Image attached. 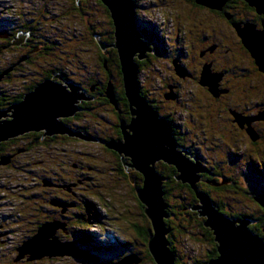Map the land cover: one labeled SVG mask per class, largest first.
I'll return each mask as SVG.
<instances>
[{
  "label": "rangeland",
  "instance_id": "374dc122",
  "mask_svg": "<svg viewBox=\"0 0 264 264\" xmlns=\"http://www.w3.org/2000/svg\"><path fill=\"white\" fill-rule=\"evenodd\" d=\"M159 1L143 0L142 2L145 4L144 2L158 3ZM72 6V0H0V30L8 28L15 21L24 25L32 23V27L41 28L49 35L48 44L52 47L47 54H38V58L34 59L35 62L20 61L23 66L11 77L7 79L5 77L0 81L1 92L5 89L10 95L23 92L30 84L29 82L37 78L45 68H49L50 64L54 70H57L56 73L59 71L68 74L76 82H82L86 77L92 76L91 72L97 74L101 71L98 70L99 56L96 47L93 42L88 45L82 39L84 35H87V17H84L85 20L80 18ZM152 10L148 17L138 23V26L145 28L153 35L160 36L156 30L157 23L162 24L163 27L169 24L166 27L167 35L176 36L172 32V25L173 27L178 25L179 20H172L167 9L156 7ZM248 17L254 18L255 15L250 13ZM218 19L220 20V17ZM39 21L45 25L42 26L43 23ZM223 22L222 20L220 27L223 28L226 39L221 35L223 37L221 51L227 48L231 50L220 55L222 57L217 64L218 71L211 70V72L219 75L218 87L220 89L224 87L223 90L226 92H221L219 96H216L208 85H204L203 89L201 85L186 82L187 80L180 77L184 76V66L164 58L153 59L151 65L143 66L139 71L138 79L148 97L156 101L165 98L166 101L163 103L165 108H160V115L167 122L170 121L165 115L174 113L173 109L178 110V115L173 114L172 118L174 117L179 121L176 122L177 124L183 125L185 130L191 132L192 139L201 140L204 166L212 173L219 171V175L204 173L212 178L204 180V191L200 190V192L205 193L214 206L216 208L218 206L219 211L226 216L254 219L253 223L248 224V228L264 240V207L257 201V198L264 196V119H254L264 111V73L258 69L254 58L249 51L245 50V47L243 49L241 46L243 50H240L239 46L236 48L233 45L237 40L235 34L236 37L239 34L229 21ZM256 24L261 27V22L258 20ZM247 26H251L250 23L242 25L243 28ZM186 28L188 29L187 26ZM263 28L262 26L261 29ZM58 29H61L63 33H58ZM209 30L212 33V30ZM29 32L26 30L24 34ZM185 36L192 39L189 31ZM158 40V43L163 45L161 36ZM19 52L22 50L12 47L0 51V70L12 71L14 68L11 64L18 61L21 54ZM168 65L174 66L176 73L180 76L174 77L175 73L172 74ZM70 72L83 73V76H73ZM101 77L97 80H102ZM181 80H184L182 85L179 84ZM98 81L94 83L97 84ZM66 82L61 79L58 83L68 87ZM70 83L79 86L74 82ZM110 85L111 83L106 88L107 96ZM68 89L71 90L70 87ZM79 91L82 92V90ZM114 99L109 97L111 104L102 103L100 106H97L95 100H92L94 101L92 103L88 102L87 105L93 109L85 108L84 112L88 114L78 121L79 129L89 126L90 128L85 129L88 133L96 130V137H100L98 140L68 127L69 131L77 137L80 136V139H69L67 142L50 141L44 147L38 145L34 148L31 158L43 159L46 166L42 164L28 166L26 155H21L15 162L16 165L11 164L10 156L2 157L1 160L8 158L9 161L0 165V233L3 234L0 235V264H7L4 256H12L14 246L20 244L21 247L30 239H26L27 228L30 227L28 224H35L39 220V214H42L40 219L43 220V216L47 215L44 212L48 211H50L49 218H45L40 226L45 223H55L54 236H59L61 242L75 241V245L91 248L95 254L99 255L100 260L89 262L90 258L67 255L32 258L30 253L21 255L19 250L20 259L27 256L30 261L20 260L18 264H106L108 261L115 262L130 254H136L141 258L134 264H157L152 255L148 254V245L144 243V239L137 234L136 227H134L138 224H150L152 227L150 218L146 213L143 214L142 205L144 207L145 205L134 190L130 174H124L125 167L118 165L119 161L115 154L105 148V138L109 142L112 141L111 138L117 142H125L124 135L121 137L116 135L118 127H113V124L120 123L118 113L115 111L117 106L113 102ZM9 100L11 99L7 97V101ZM177 100H180V104ZM96 101L101 102L99 99ZM3 103L0 105V111L7 110L13 105V103ZM75 104L78 107L80 102ZM8 113L12 115V112ZM181 113H183L182 116H180ZM235 114L245 120L243 127L237 121ZM3 118L2 120H6L9 117ZM87 119L91 122H87ZM248 119L250 123L247 122ZM250 128L259 135L256 141L248 133ZM100 139L102 142L99 141ZM15 146L17 148L25 145L21 142ZM47 148L54 149H49L51 153L45 154L44 157L43 154ZM75 162L82 163V168L74 167ZM20 163L23 167L25 166V171L31 172L29 175L25 174L24 170L18 169ZM45 169L48 170L45 171ZM97 169L103 171H97ZM130 169L133 168L130 167ZM133 170L138 169L135 167ZM200 173L196 172L197 175ZM162 177L167 178L165 175ZM78 178L82 181L80 182ZM55 180L69 185L79 182L73 187L74 193L66 191V188L55 190L51 186L49 187L52 190L49 191L44 184H51ZM199 182L200 179L196 181V185ZM230 182H234L237 188L232 187ZM210 184L220 187L225 185V187L214 189L210 187ZM228 185L231 187H227ZM43 190H45L44 193ZM163 190L164 198L169 204L166 209L168 217H165L169 219V223L167 225L165 222V225L171 229L167 238L170 239H168L170 250L175 255L174 264H196V261L209 264L211 260L217 258L219 253L218 243L214 241V231L204 225L207 217L200 215L198 218L192 219L191 217L190 219L183 213L187 210L183 209L184 206L181 205L182 200L180 199L188 203L186 206L191 204L187 189L178 188L174 182ZM47 192L49 193L48 199L52 198L61 202L58 205L59 209L53 208L48 201L41 199V193L45 195ZM198 199L194 205H201V200ZM62 200L66 203L74 202L76 206L72 204L66 212H63ZM88 200L90 204L86 203ZM39 205H41L39 210L42 213L37 210ZM168 208L171 211L168 212ZM53 210H56V213ZM52 217L55 219L48 221ZM207 228L208 232H206ZM210 235L213 240L210 239ZM213 254L217 255L213 257ZM8 264L11 262L9 261Z\"/></svg>",
  "mask_w": 264,
  "mask_h": 264
},
{
  "label": "flooded vegetation",
  "instance_id": "af4514ba",
  "mask_svg": "<svg viewBox=\"0 0 264 264\" xmlns=\"http://www.w3.org/2000/svg\"><path fill=\"white\" fill-rule=\"evenodd\" d=\"M73 1V6L72 9L75 10L76 14L82 17L83 20H85L84 17H87L86 19V29H87V35L81 36L83 40L88 43V45L94 44V46L97 49L98 56H99V63H98V70H101L97 74L94 72H91L93 75L96 76H89L86 77L85 80H82V82H76L75 79H72L71 77L68 76V74L60 73L59 71L56 73L54 70L53 66H49V68H45L42 73H39L38 77L34 78L33 81H30L27 85V87L24 89L23 92L20 93H12V95L8 94L6 92V89L1 92L0 91V105L3 104H11L14 101L16 103H19L20 101L19 98L21 95L28 94L31 91H33L40 83H42L45 80H54L55 82H59L61 79L67 81L66 83L74 82L78 84L80 87L83 88V93H81V101L80 104H78V109L77 111L70 116H65L61 117L60 121L63 122L64 125L67 127L77 130L78 132L85 133L87 134L88 137H93L95 140H98L97 138L96 130L91 131V133H88L86 131V128H90L89 126H83L79 129V122L82 120L84 116H86L88 113L84 112L85 108H88L90 106L87 105V103H92L95 100V103L98 104L97 106H100L102 103H107L111 104L109 97L107 96L106 93V86H108L109 83L113 86L115 97H116V108L115 111L118 113L119 116V122L118 124H113V127H118L116 128V135L121 137L124 135L123 133V128L122 126H127L128 123L131 122L132 120V112H131V107L130 104L127 100V96L125 94L124 89V82H123V73L121 70V63H120V58H119V53L116 47L113 46L115 42V26L113 23V19L111 16V13L107 6L102 2V0H72ZM135 5H136V13H137V20L138 23L142 22V19L145 17H148L150 14L151 10L153 8L158 7L159 9H167L168 14L174 19H178V25L174 26L172 25V32L175 33L176 36H168L167 35V30L166 27L169 25H165V27L162 26V24L156 25L157 31L159 32L162 40H163V45L162 43H158V39L160 36L153 35V33L149 32L145 28H140L141 31L144 34V37L149 41L150 47L153 49L152 52L148 53L147 57L144 60H139L136 58V61L138 64L140 63V68H143V66L146 65H151V62L153 59L155 60H160V58H164L166 60L172 61V62H177L178 64H182L185 68V72L183 73L184 76H180L178 73H176L174 66L168 65V69L174 74L173 76H180L181 78L187 80L186 82L188 83H193L197 84V86L201 85V87L204 89V84L201 82L202 81V73L204 70V67L207 66L209 67L212 71H218L217 69V64L219 62V59L222 57L223 52L227 51L229 52V48H227L224 51H221L222 48V41L223 37L226 39V36L223 33V28L220 27V23L223 20L229 21L231 23V26L235 29L236 25H239L242 27V25L246 23H250L256 26L257 29H261V27L264 25V14H259L255 8L249 5V3L246 0H227L224 5L222 6L221 9H212L208 6H205L204 4L198 3L196 0H160L158 3H146L143 4V0H134ZM69 8V7H68ZM153 11V10H152ZM70 12V11H69ZM249 12V13H248ZM252 13L255 15L254 18H249L248 15ZM248 14V15H247ZM220 17V20L218 19ZM167 20V17L165 18ZM256 20L261 22V27H258L256 24ZM43 23L42 21H39ZM151 22V19H150ZM223 22V23H224ZM30 23V21H29ZM239 23V24H238ZM164 24V23H163ZM45 25L44 23L42 26ZM185 29H184V27ZM188 27V29L186 28ZM207 27V29L205 28ZM160 29V30H159ZM212 30V33H210V30ZM28 30L30 31L27 34H24V32ZM59 30V29H58ZM156 31V32H157ZM182 31L184 32L182 34ZM190 32L192 34V39L186 38L185 34L187 32ZM236 31V30H235ZM170 32V30H169ZM181 32V34H180ZM58 33H63V31L60 29ZM23 35V36H22ZM13 38V41L7 46V47H12L13 49H20L22 50L20 56L18 57V61L14 62L11 64V67H14L13 73L20 69L21 64H19L20 61H23L24 63L28 62H35V58H38V54H47L50 49H52L51 46H49V35H47L46 32L41 30V28L37 27H32V23L29 24H22L21 22H14V24H11L8 28L0 30V45L3 44L4 41H8L11 37ZM78 36V35H76ZM236 44L233 43V45L239 46L240 50H243L245 45L243 44V41L241 40L240 36L238 35L236 37ZM61 44V43H60ZM243 47V49L241 48ZM237 48V47H236ZM7 49V48H6ZM4 49V50H6ZM103 49V50H102ZM89 50V49H87ZM235 50V49H232ZM246 51H249L245 47ZM1 51V50H0ZM240 52V51H238ZM235 54V53H232ZM154 60V61H155ZM255 63V62H254ZM86 70V68H85ZM12 73V74H13ZM51 73V74H50ZM12 74H8L10 77ZM36 74V73H34ZM59 74V75H57ZM71 75L76 76L80 75L81 77L83 76V73L76 72V74L70 72ZM102 75V77H101ZM40 76V77H39ZM98 77H101L103 80H97ZM117 79V81H116ZM91 80V81H90ZM94 81H98L97 84L94 83ZM65 83V82H64ZM117 83V85H116ZM184 83V80H181L179 82L180 85ZM35 85V86H34ZM168 85V84H167ZM179 86V85H175ZM222 90L224 89L221 88ZM229 91L230 89L227 88ZM225 89V90H227ZM163 90V89H161ZM141 94L148 100L150 105L154 108V110H158V114L160 115V108L164 109L165 105V98L161 101H156L153 98L148 97L141 86ZM7 97H9L11 100L7 101ZM99 99L101 102H97L96 100ZM7 101V103H6ZM168 101V99H167ZM178 104H180V100H177ZM123 106V107H122ZM8 109V108H7ZM90 109H93L90 107ZM4 110V109H3ZM174 111L171 112V114L165 115V117L170 121L171 123V130L173 134V138L176 141L177 148L178 150L182 151L183 154L186 155L187 158H190L191 162L198 164L200 166L201 171L199 172V179L200 182L197 183V191L200 192L204 191V180L207 181L206 178H212L208 175H205L204 173L208 174L206 172L208 169L204 168V154L201 152V140L199 138H191V132H188L187 130L184 129L183 125L177 124L179 121L172 118L173 114L178 115V110H172ZM85 113V114H84ZM183 113H181L180 116H182ZM161 116V115H160ZM5 117H9V113L5 115ZM7 118V119H9ZM2 119H4L2 117ZM87 122L89 121L88 119L86 120ZM234 121V120H233ZM66 124H65V123ZM91 122V121H89ZM177 122V123H176ZM125 124V125H124ZM79 127V128H78ZM240 127V126H239ZM240 129H243L240 127ZM127 131H130L128 128H126ZM47 135V136H46ZM86 136V135H84ZM80 139V136L77 137V135H73L72 132H66V133H54V134H48L45 129L43 130H31L28 131L20 136L10 138L7 141H1L5 142V144L0 147V161L3 156H10V162L11 164L16 165L15 161L17 162V159L21 155H26L27 156V165H36V164H42L46 166V163L43 159L36 160L35 157L34 159L31 158L32 154L34 153V148L38 145H47L48 142L50 141H68L69 139L71 140H77ZM112 141H114V138H111ZM100 142L101 139L99 140ZM0 142V143H1ZM24 143V147H17L16 144L18 143ZM190 142V144H189ZM105 148L112 151L116 159L119 161L118 165L120 164L124 168V164L126 165V171H123L125 175L130 174V181L132 184H134V190H137L139 188H142L144 185V174L138 169V170H133L130 169V165L132 164V158L130 155H127L125 152L120 153L115 149H110L108 147L109 141H106L105 138ZM180 143V144H178ZM53 150L52 148H47V151L44 152V157L51 153L50 150ZM21 153V155H20ZM46 154V155H45ZM21 164V163H20ZM2 165V164H1ZM74 167L80 168L82 166V163H77L75 162ZM82 168V167H81ZM91 170H94L92 167H88ZM155 168L156 170L162 175L166 176L167 178L163 180V188L167 187L170 183L175 182V185L178 188H184L189 191V196L191 199V204L186 206L188 203L182 200L181 205L184 206L183 209L186 212H183L186 214L188 218L192 219L194 217L198 218L199 212L196 210H193L192 205H194L196 202H198V198L196 196V190L192 187V185L187 182L183 181L181 178H179V172L178 168L176 167L175 164L173 163H167L163 162V160L157 161L155 163ZM19 170H24L25 174H30L28 170L25 171V166L23 167L22 164L18 167ZM116 169V167H115ZM163 169V170H161ZM204 169L206 171H204ZM30 170V168H29ZM48 169H45L47 171ZM167 170V171H164ZM31 171V170H30ZM97 171H103L101 169H97ZM128 177V178H129ZM76 180V179H75ZM78 180L81 182L78 178ZM44 181V180H43ZM78 181V182H79ZM77 183H72V184H67L64 182H60L59 180H55L50 183H46L44 185H48V190L51 191L52 188L55 190L59 188H66L65 190L68 192H73L74 193V188ZM51 186V190L50 187ZM55 186V187H53ZM210 187H212V184H210ZM45 190H43V193ZM41 193V199L48 201L53 208L59 209L60 207L58 206L61 202L59 200L55 199H48L49 193L47 192L45 195ZM193 193L195 194V198L192 197ZM209 193V192H208ZM25 195V194H24ZM59 201V202H58ZM63 201V200H62ZM62 207H63V212H66L69 206L71 207L72 204L76 206L74 202L72 203H66L65 201L62 202ZM87 204H90V201L88 200L86 202ZM93 204V202H91ZM184 203V205L182 204ZM57 204V205H56ZM216 205V204H215ZM41 205L38 206L37 210ZM144 206L142 205V210L143 214L145 215V210ZM218 208V207H217ZM40 211V210H39ZM54 213H56V210H53ZM40 213H42L40 211ZM47 213V215L43 216L45 218H49L50 211L44 212ZM174 213V212H173ZM38 215V214H37ZM42 214H39L41 217ZM39 217V220L35 224H28L27 232H26V239L31 238L34 236L38 230L40 224H42V221ZM204 218V217H202ZM55 219L52 217L51 219H48V221ZM47 222V221H46ZM29 223V222H28ZM1 226V225H0ZM134 227H138L140 231H142L145 228V225H135ZM65 229V228H64ZM65 231V230H64ZM151 231V227H150ZM208 232V228L207 231ZM0 235H3L0 233ZM139 235V233H138ZM205 235V234H204ZM57 236V235H56ZM59 238V236H57ZM210 239L213 240V237L210 235ZM215 241V239H214ZM83 245L79 246L83 248V250H86L87 252L88 249L86 247H82ZM19 248L20 244L14 246L13 249V255L9 257H5L4 259L6 263L8 264L9 261L11 264H18L20 260L23 261H30L29 257L25 256V258L20 259L19 257ZM90 253V252H89ZM92 255V258L88 259L89 262H94V261H99L100 257L99 255L95 253H90ZM27 257V258H26ZM1 259V256H0ZM113 261H108V263H112Z\"/></svg>",
  "mask_w": 264,
  "mask_h": 264
},
{
  "label": "water",
  "instance_id": "95a60500",
  "mask_svg": "<svg viewBox=\"0 0 264 264\" xmlns=\"http://www.w3.org/2000/svg\"><path fill=\"white\" fill-rule=\"evenodd\" d=\"M226 1L197 0L198 3L212 9H221ZM246 1L259 14H264V0ZM102 2L109 9L115 26L113 46L119 53L124 89L134 116L130 125L122 126L125 142L111 141L107 145L120 153L125 152L130 155L133 162L130 166L136 167L144 174V185L137 190V193L145 205V213L152 224V235L148 246L153 259L157 264H174L175 262V255L170 250L167 238L171 229L165 225V217H168V213L164 200V178L155 168V163L163 160L176 165L180 174L179 178L189 182L201 200V205H193L192 208L199 211V216L207 217L204 225L214 231L215 241L218 243L219 254L209 264H264V240L248 228V224L255 220L247 217L226 216L214 206L205 193L197 191L196 181L199 175L196 172H202L200 166L191 162L190 158L178 150L172 136L170 122L160 116L141 94L138 79L139 64L136 58L144 60L153 49L138 26L135 1L102 0ZM250 25L245 28L239 25L235 27L258 69L264 73V28L257 29L254 24ZM7 73L8 70L1 73L0 81ZM219 79L218 74L214 75L209 67H204L201 82L210 86L211 92L216 96L225 92L218 87ZM66 84L71 90L58 82L45 80L26 94L21 102L0 111V142L31 130L45 129L48 134L70 132L60 118L73 115L77 111L78 107L75 103L81 101V93L84 90L73 83ZM110 86L108 97L114 99V89ZM79 90L82 92L80 93ZM78 99L80 101H77ZM113 102H116L115 99ZM9 111L12 112V115H9L11 119L2 120ZM236 116L243 127L245 120ZM254 119L263 120L264 111ZM247 122L250 123V119ZM248 133L254 141L258 139L259 135L252 128L248 129ZM8 161V158H3L1 164H6ZM124 167L126 168L125 164ZM206 172L214 175L209 169ZM257 201L264 207V196L257 198ZM55 225V223L41 225L38 232L19 248L20 254L30 253L32 258H41L46 255L92 258L89 252L75 245V241L61 242L57 236H54ZM140 259L136 254H130L109 264H134Z\"/></svg>",
  "mask_w": 264,
  "mask_h": 264
},
{
  "label": "trees",
  "instance_id": "16d2710c",
  "mask_svg": "<svg viewBox=\"0 0 264 264\" xmlns=\"http://www.w3.org/2000/svg\"><path fill=\"white\" fill-rule=\"evenodd\" d=\"M6 8H11V7H6ZM254 8V7H253ZM143 33V32H142ZM15 37V36H14ZM13 36L7 41H4L3 42V44L2 45H0V50L1 51H3L4 49H9V47H7L12 41H13V38H14ZM22 62H19V64H21ZM12 68H14V67H12ZM139 68H140V63H139ZM5 70V69H4ZM7 70H9V69H7ZM6 70V71H7ZM13 71H14V69L12 70V71H8V73H7V75L5 76L6 77V79L7 78H9L10 76L8 75V74H12L13 73ZM2 72H4V71H1L0 70V73H2ZM51 74V73H50ZM1 75V74H0ZM4 77V78H5ZM44 82V81H43ZM35 86V85H34ZM105 86L107 87V85L105 84ZM123 90H125V89H123ZM126 94V93H125ZM25 93L23 94V95H21L20 96V98H19V100L18 101H22L23 99H24V97H25ZM128 100V99H127ZM129 102V101H128ZM5 144V142H1L0 143V147H2L3 145ZM1 165V164H0ZM216 169V168H215ZM215 172V171H214ZM216 172H217V170H216ZM214 173V175H219V171H218V173ZM230 185L232 186V187H235V188H237L236 187V185H235V183L234 182H230ZM230 185H228L227 187H231ZM214 187V189H220V188H223V187H225V185H222V187H220V186H215V185H212V187L211 188H213ZM164 189V188H163ZM196 193V196H197V198H199L198 197V194H197V192H195ZM195 196V194L193 193V196L192 197H196ZM165 197V196H164ZM164 200H165V202H166V205H169L167 202V199H165L164 198ZM183 205H184V203H182ZM218 207V206H217ZM221 210H223V209H221ZM169 211H171V210H169V208H168V212ZM220 212H222V211H220ZM165 222H166V224L168 225V223H169V219H166L165 218ZM150 224L149 225H145V228L142 230V231H140L139 230V228L138 227H136V230H137V234L139 233V235L144 239V243L145 244H147L148 245V242H149V238H150V236L152 235V227H151V231H150ZM169 227V226H168ZM204 227V226H203ZM170 228V227H169ZM168 239H169V237H168ZM170 240V239H169ZM88 249V251L90 252V253H94V250H92L91 248H87ZM171 249L172 250H174L172 247H171ZM148 254L150 255L151 253H150V251H149V246H148ZM217 254H213V257L214 256H216ZM140 257V256H139ZM196 264H204V262H199V261H196Z\"/></svg>",
  "mask_w": 264,
  "mask_h": 264
},
{
  "label": "bare ground",
  "instance_id": "6f19581e",
  "mask_svg": "<svg viewBox=\"0 0 264 264\" xmlns=\"http://www.w3.org/2000/svg\"><path fill=\"white\" fill-rule=\"evenodd\" d=\"M197 1V0H196ZM6 10V9H5ZM4 19V18H3ZM239 24V23H238ZM254 24V23H253ZM8 25V24H7ZM241 38V37H240ZM241 40H242V38H241ZM103 50V49H102ZM257 66V65H256ZM226 92V91H225ZM116 100V99H115ZM158 111V110H157ZM254 121V120H253ZM125 125V124H124ZM47 136V135H46ZM20 155H21V153H20ZM188 157V156H187ZM16 162V161H15ZM164 162V161H163ZM1 163V162H0ZM130 167H132V168H135V167H133V166H130ZM48 186V185H47ZM202 216H204V215H202ZM67 242V241H66ZM69 242V241H68Z\"/></svg>",
  "mask_w": 264,
  "mask_h": 264
}]
</instances>
